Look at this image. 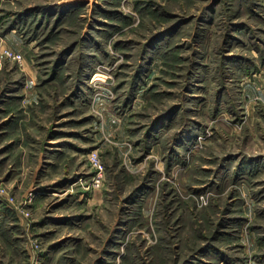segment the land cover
<instances>
[{"label":"rangeland","instance_id":"1","mask_svg":"<svg viewBox=\"0 0 264 264\" xmlns=\"http://www.w3.org/2000/svg\"><path fill=\"white\" fill-rule=\"evenodd\" d=\"M0 264H264V0H0Z\"/></svg>","mask_w":264,"mask_h":264},{"label":"built area","instance_id":"2","mask_svg":"<svg viewBox=\"0 0 264 264\" xmlns=\"http://www.w3.org/2000/svg\"><path fill=\"white\" fill-rule=\"evenodd\" d=\"M15 57V56H14ZM16 58H20L19 56H16Z\"/></svg>","mask_w":264,"mask_h":264}]
</instances>
